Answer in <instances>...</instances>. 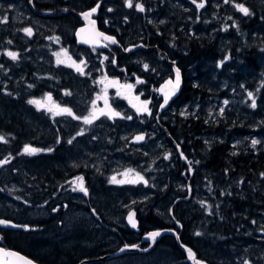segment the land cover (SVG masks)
I'll list each match as a JSON object with an SVG mask.
<instances>
[{"label":"rangeland","instance_id":"1","mask_svg":"<svg viewBox=\"0 0 264 264\" xmlns=\"http://www.w3.org/2000/svg\"><path fill=\"white\" fill-rule=\"evenodd\" d=\"M48 1L49 0H0V19L7 16L8 22L9 13L19 15L20 13H24V8L32 10L35 13L50 12L52 9L47 6L50 5ZM121 1H123V3L126 5L125 0ZM40 2L47 3V5L41 6ZM174 2H176V4H174ZM201 2H203L204 5L210 2L214 6V8H198L197 4ZM133 3H137V0H133ZM224 3L225 0H197V4H193L192 0L170 1L171 6L180 7V9L182 8V10L190 12V15H192L193 18L197 17V19L200 18L205 22L212 20L214 17H219L220 22L215 23L214 27H210V30H212V34H215L218 31H223L227 27V17L224 14V10H226L227 7L224 5ZM235 4L240 3L234 2V8H236ZM10 5L11 7H9ZM3 6L4 11L6 10L5 12L3 11ZM177 14L182 16L181 12H178ZM148 18V20L154 24L155 28H159L165 21V18L163 16H148ZM205 18L208 19L205 20ZM186 19L187 18H185V20ZM28 22L29 25H27V27L21 28V30H24L25 28H28L30 26H35V28L40 33L42 32L44 34L45 30L51 29V27L49 26L50 21L48 20L44 21L37 19L29 20ZM256 28L259 27L257 26ZM7 29V25L0 26L2 37V42L0 43V62H2L3 59L7 62V67L5 62L0 65V67H2V70L0 71V77L10 76L11 73H15L13 68L15 69L17 67L19 71L15 74H18V76H24L25 70L23 69V67L21 68V66H24L25 64L23 63V61H21L22 55L20 51L13 50L11 49V47H9L10 39H3V35ZM133 30L134 29L131 28V32H133ZM136 30L138 34H141L142 30L139 29V27H136ZM260 33L261 32H258L256 29L254 32H240L235 37L236 40L234 41V43L240 42L242 44L243 42H248L249 38L251 37V41L249 44L251 46H254V40L256 37H259ZM205 34L208 35L210 33L208 32ZM45 37L46 39L49 38V36ZM53 38L55 37L53 35H50L49 39ZM221 39H223V41H226L225 39L228 38L223 37ZM209 40L212 41L213 39ZM221 47H219L220 50L222 48V50H224V47ZM259 48L262 49L263 45H260ZM9 52L16 53L17 58L13 59L12 57H10L8 55ZM62 54V52H59L53 56H48L45 62L52 65H58L62 62V60L60 59ZM227 60V52L218 60L213 59L211 61H208V59H206L205 63L202 64L201 71L203 72V75H205L209 69L213 68L211 72V79L207 82L208 84H210L211 90H214L216 92V90L220 88L222 89L223 85H225L228 91H232V89L227 85L225 76H222L220 78V82L218 84H216L215 82L219 80V78L217 77L218 72L222 73V71H225L226 66L224 67L223 64H231L228 67L230 69L227 71L228 74H232L231 71L235 72L236 70H238L240 74L243 75L245 82L252 83L248 86H245L244 90L239 94L240 97H245V101L242 102V99H240V97H236L234 91L231 94L232 97L231 95H228V97L226 98L221 96H214V101L212 98L210 99V103L206 102L204 99L202 100V102H200L196 94L193 104L187 102L182 103L181 105H179V107L171 112V116L181 117L182 120H186L189 117L196 119L199 114H202L205 120H207V125L210 127L215 126V122L225 119L232 121L231 124L239 128H242V126L247 127L249 125L248 122L254 120V118L251 117L252 114L255 111L259 110L258 100H260L262 96L261 90H264V72H250L248 70L241 71V63L245 61V59L238 58V60H235L236 64L237 61H239V64H237L236 68L233 67V65H235L234 61H232L231 63H227ZM258 60H261L260 62H263L262 64L264 65V55H258ZM31 66L34 68V73L39 79L46 80V78L50 77L57 79V73L54 67L43 68L42 63ZM77 68L78 67H76L74 70L77 76H83L84 71L82 70L80 72H77ZM258 80L260 82H258ZM194 81H197V78H195ZM25 83H27V88H32L29 82ZM240 85H243V82H241ZM8 86L9 83H7V90H5L6 93L13 92L11 89H9ZM40 88L45 89L46 85H41ZM238 89H241V86H239ZM21 92L25 93L26 91L21 90ZM250 92L253 93V97H249L248 93ZM26 97L27 99H29V101L40 102V105L42 106H38L37 104L32 103L36 106L37 110L43 111L48 107H53V102L47 95L38 97L34 94H29ZM215 98H217V100ZM253 98L256 100L255 108L251 106V101ZM225 101H227V103H225ZM69 109H71L72 114H68V121L62 123L63 128L57 127L55 135H53V133L50 131V120L47 119L48 115H53V117L55 116V112L53 110H46L49 112L44 114L43 120L46 122V124H48L47 128L40 125L36 121V123H33L34 126L32 132L34 133V135L37 134L35 137H39L41 135L52 136L50 141L47 140L45 144L43 143V145H46L47 147L44 150L49 152V155L51 156V158L47 159V162L51 163H46L52 165L51 171H49L48 173H42L40 169L35 167L37 165H27L29 164L30 160L24 159L29 156H23L19 158L18 163L20 161H24L20 162L19 164L17 163V165L14 164L16 166L11 167L13 163H10L9 154L5 152V150L3 151L2 155L0 156V160L7 159L8 163L0 164V212L6 214V212L9 211L8 214H12L14 219L18 221L23 220V223L26 224L27 221H25V219L33 220L32 218L37 219L40 217L55 218L59 213V208L62 207L61 212L65 211V227H63L62 230L60 228L56 229V232L50 231V234L46 233L42 240L44 241L45 238H48V240L56 241L57 236H60V234L67 235V233L71 232H73L77 236H79L80 233L84 231L85 233L87 231V233L95 234L98 239L95 240V243L91 247L95 246L96 251L90 255L91 258H87L90 262L93 263L170 264L171 262V264H189L187 254L182 252L178 253V251L167 242L160 243L151 251L148 250L145 253L135 251L133 249L121 251V249H123L125 245L132 244V239H134L135 236L132 235L131 237L130 235H128V237L126 236L125 239L124 236L116 231V228H113L116 225L120 228H124L127 225V223H125V217L128 212L133 210L134 217L136 218L137 222L139 221V223L137 224L138 230L136 232L137 234H139V237L144 236V241L148 242L149 240H147V238L150 237V235H147L150 234L149 232L154 233L155 231L157 232L164 230H150L151 227H148L147 225H145V223H142V219L139 218L147 217V210H149L165 221H170L172 216V218H174L173 221L178 223L181 227V235H184L182 233L187 232L188 236L189 229L185 231V226H188V228L189 226H191L192 230H190V232L192 233L193 238L192 244L195 248H197V218L195 219V217H197L198 215L197 208L208 210L210 202L208 199L202 196L197 199V192L198 195H205V191L202 189V183L197 187V166L196 178L194 180V184L190 187L191 191L187 190V182L181 176L178 177L177 175L172 174L173 171H176L174 168V151H176V149L175 146H173V141L174 144L181 145L179 142H182L184 140V131L179 128V130L176 131V134H173L172 138L167 139L166 134L159 133L158 135H156L154 129L149 134L147 142L142 147L137 148L128 143V139L132 137V132L134 130L131 125L135 121L129 122L120 119L123 122L119 123V127H117L118 132L116 131V129L115 132H112V127L110 126L102 125L99 128H97V124H95L94 126L93 122L95 120H93V122L91 123L94 127H89L88 124L85 123L77 113H75V110H78L79 108H75V106H72V108ZM84 111L85 110H83V112ZM192 111L194 112V114ZM91 112L92 111L90 110V114ZM114 115H116V113H114ZM171 116L167 117L169 121H172ZM260 116L264 118V106L261 109ZM76 117H80V119H77ZM126 118H128V116ZM144 118L147 119L146 117ZM235 120L237 121L236 123ZM174 125L175 124H172V126ZM152 128H154V126H152ZM20 130L23 132V135L31 133L25 131V129L23 128H21ZM260 137L264 139V134H261ZM260 137H258L254 132L253 140H256L258 141V143H260L262 141ZM180 138L183 140H181ZM203 138L205 140L211 139L212 142L218 141L216 143H220L219 137H213V133L204 134ZM69 141H71V143H69ZM1 142L2 141H0V150L4 149V146L1 145ZM36 143L37 142H35V144ZM30 147L37 150L35 151V155L43 154V152H45L42 148H33V145H31ZM167 148L171 150V152L168 153V157L165 154ZM206 150L207 147H205V150L201 152L202 156H205ZM195 155L197 157V150H195ZM57 161L62 162L63 166L58 165ZM39 165L42 166V163ZM17 170L21 171L19 176L17 175ZM199 170L203 171V165L199 167ZM65 171L73 176L78 175L80 177H78L76 180L71 179L67 181L68 183L66 184V186H64L65 182L59 181L57 177L61 176ZM113 177L116 178V181L121 182H113ZM140 177H143V179L147 180L151 184V189H146V186L143 182H141ZM79 178H82V181ZM229 179L230 178L225 179L226 185L224 186L231 185L233 186V190L229 192V189L227 191L221 188L220 192H223L222 194L219 192L221 197L229 198V194H235L233 197L228 199L230 200L229 202H232L233 198L240 200L241 198H243V196H245V192H239L238 190L236 192L235 190L237 189V185L229 181ZM46 180H50V183L55 181V185L57 187L54 188L53 191L50 192V195L45 199L44 195H34L37 194L40 189L48 190L50 186L46 182ZM83 181V186L87 189V194L79 190V186L81 182L83 183ZM130 182H138L135 185H138V187L143 190H141L140 192L134 191L136 188H134V184ZM139 182L141 183V185ZM50 197L54 200H58V203H49ZM71 203L77 204L79 206H69L71 205ZM225 207H228L227 201H225ZM169 221H167V223H169ZM140 229L141 233H139ZM39 230L43 229L39 228ZM48 230L50 229L48 228ZM176 233L179 237L178 232ZM42 234L44 233L41 232L40 235ZM161 236L162 235H158L154 240L151 239V244L152 242L155 243ZM236 236H240V234L237 233ZM120 241L121 243H119ZM123 241L126 242L123 243ZM214 242L215 239L211 238L210 243L214 244ZM233 244L234 245L230 255L239 252V250L242 248V245H250L246 242L245 239H241V237L239 239H236L235 243ZM86 245L88 246V244ZM118 245L119 247H116ZM150 246L151 245L146 248H150ZM110 248H114L115 250L113 249V251L101 253L104 250H108ZM216 251L218 250L216 249ZM259 253H262V250H260ZM133 254L134 256H132ZM180 258L181 261L179 260ZM244 264L249 263L246 262ZM262 264H264V260Z\"/></svg>","mask_w":264,"mask_h":264},{"label":"trees","instance_id":"2","mask_svg":"<svg viewBox=\"0 0 264 264\" xmlns=\"http://www.w3.org/2000/svg\"><path fill=\"white\" fill-rule=\"evenodd\" d=\"M139 1L143 4L146 2V0ZM234 2H239L248 8L249 14L245 15L237 8H234ZM174 4H176V2H174ZM45 5H47V3H41V6ZM224 5L227 7V9L224 10V14L227 17V28L223 31H219L215 34L211 33L210 27H214L215 23L220 22L219 17H214L208 22L198 18L197 23L190 25V30H188V21H186V27L184 28L183 33L178 35H173V32L168 33L166 31L164 32L165 34H162V36H156L153 34V40L155 43L161 45L160 50H163L162 46L166 45L168 47L166 53L169 54L172 59L178 60V65L183 67V70H185V74L187 75L183 84L184 86H182V89L179 93L180 98L178 101H181L182 97H186L190 91L196 92L200 102H202L204 99L209 103L211 101L210 99H212L210 98V95L216 97H225L226 95L228 96L232 94V91L228 92L225 85L222 89L216 90V92L211 90L210 84L207 82L211 79L212 69H209L205 75H203L201 71L202 64L205 63L206 59H208V61L213 59L218 60L226 53V51H228L227 63H231L232 61L235 63V60H238V58L245 59V61H243L241 64V71L248 70L250 72H264V65L262 64L263 62L258 60V55H264V0H229V2L224 3ZM169 6V13L173 14L175 10H177L175 8L177 6H171L170 2ZM204 8L213 9L214 6L208 2L206 5H204ZM144 16L145 15H143V18ZM207 19L208 18H205V20ZM18 22L22 23L23 26L28 25L26 21H19L16 18H12V20L9 22L7 29L8 37L14 40V47L18 46L16 39L18 38V29L21 28L18 26ZM0 26H3V23H1ZM257 26L259 28H256ZM134 27H138L137 24H135ZM194 29L197 31H194ZM255 29L261 33L259 34V37L255 38L254 46L249 44L251 37L249 38L248 42H244L242 44L239 42L241 46L239 43H234L236 40L235 37L240 32H251L255 31ZM208 32L214 37L212 41L207 39L205 35V33ZM223 37L228 39L223 41V39H221ZM4 38H7L5 33L3 35V39ZM1 42L2 37L0 31V43ZM218 44H220V47H224V50H222V47L220 50V48L217 47ZM260 45H263L262 49H259ZM4 62L6 63L7 67V62L4 61V59L2 62H0V65H2ZM237 64H239L238 61ZM237 64L235 63L233 67L236 68ZM224 65L230 64L225 63ZM23 69L28 76H32L34 68L30 64H25ZM1 70L2 67H0V71ZM71 76H73V73H71L70 77ZM233 76L237 79H240L241 77L244 78L241 76L238 70L235 72L233 71ZM70 77L65 75L57 77L56 86L60 91L65 89V94L68 95V102H71L73 105H79L80 97L78 96V89L74 84L76 83L78 85L77 78L74 77L73 83V80H71ZM22 78L23 76H18V74L16 77H0V136L4 137V141L1 142V145L4 146V149L0 150V156L5 150V152L9 154L10 163H13L11 167L17 165L19 158L23 156H29L24 159L30 160L29 164L27 165H37L35 167L40 169L42 173L46 174L51 171L52 165L46 164L51 163L47 162V159L51 158V156L49 155V152L44 150L47 147L46 145H43V143L45 144L47 140L50 141L52 136L41 135L39 137H35L37 134L34 135L32 130L34 126L33 123L35 121L47 128L48 124H46V122L43 120L44 114H46L47 111L37 110L35 105L29 103V99H27L26 96L29 94L44 96L48 91L45 90L46 88L44 90L40 88V86L43 85L42 83L44 80L34 77L31 83V78L25 81ZM192 78H197V81L191 83L190 81H192ZM25 82H29L32 88H27V83ZM7 83H9V89H11L14 93H6L5 90H7ZM246 83L247 85L252 84L248 82ZM69 86H72V90L70 92L67 90ZM21 90H25L26 92L22 93ZM258 104L259 108L262 109L264 106V94L261 96V99L258 100ZM252 115L253 116L250 114L254 120L249 121V125L247 127L242 126V129L237 126L234 127V125L231 124L232 121L228 119L217 121L215 122V126L210 127L207 125V120H205L202 114H199L195 120L190 117V119L187 121L180 120V123L183 122L180 125V129L185 132L184 136L186 140H184V143L187 144V142L190 141H194L195 144L198 143L197 157L201 159V164L197 165V187L202 183V189L205 191V195H198L197 192V199L202 196L208 199L210 202L208 210L197 208L198 215L195 217V219L197 218V254L208 255V253L215 252L212 260L203 257V260L209 264H244L246 262L249 264H262L264 260V139L260 137L261 134H264V118L257 113H253ZM47 119L50 120L51 117L49 116ZM236 122L237 121L235 120V123ZM49 125L51 127L50 131L53 133V135H55L56 129L58 127L56 121L50 120ZM21 128L31 133L23 135V132L20 130ZM211 132L213 133V137H219L220 143H216L218 141L212 142L211 139H203L204 134ZM254 132L262 140L260 143H256L255 145L252 143V134H254ZM35 142L37 143L35 144ZM26 145H33V148H42L45 152H43V154L37 155H35L36 152L34 154L26 153L23 151ZM205 147H207V150L205 151V156H202L201 152L205 150ZM41 163L42 166L39 165ZM57 163L58 165L63 166L62 162L57 161ZM202 165L203 171L199 170V167ZM17 171V175L19 176L21 171ZM60 177L61 176L57 177L59 181H61ZM227 178H232L233 183L237 185V189L235 190L236 192L237 190L239 192H245V196H243L241 200L233 198V201L229 202L230 200L228 199L233 197L235 194H229V198L221 197L219 193L221 188L227 191L229 189V192L233 190V186L231 185L224 186L226 185L225 179ZM55 181L50 183V180H46V182L52 188L57 187L55 185ZM50 192L52 191L40 189V191L34 195H44L45 199L50 195ZM52 200L53 199L50 197L49 201L51 202ZM56 201L58 200H55L54 202ZM225 201L228 202V207H225ZM72 205L73 203H71L70 206ZM61 209L62 207L59 208L58 215L53 219L52 217H50L48 220L45 217H40L37 219L32 218L33 220L25 219V221H27L26 225L23 223V220L18 221L14 219L12 214H8L9 211L6 212V214L0 212V217L4 216L3 218L10 219L20 225L17 230H9L0 227V245H3L6 248L17 250L40 264H80L84 260L86 261L82 262V264H97L90 262L89 259H87L96 251L95 246L91 247L95 243V240L98 239L95 234L85 233L84 231L81 232L79 236H77L71 232L67 233V235L60 234V236H57L56 241L48 240V238H45L44 241L42 240L46 233L50 234L51 232H56V229L58 228L62 230V228L65 227V211L61 212ZM147 213L148 216L147 218L145 217L146 219L151 221L155 219L151 211L147 210ZM156 223H158L155 224L157 226L162 222L157 221ZM38 227L43 230H39ZM48 228L50 230H48ZM113 228H116V231L124 236L125 239L126 236L128 237V235L132 237L133 232L128 230L127 227L120 228L116 225ZM187 230L189 232V236H187V232H184L182 233L184 235H181V229L176 227V232L179 233L178 239L183 245H189L193 240L192 233L190 232V230H192L191 226H189V228L188 226H185V231ZM41 232L44 234L40 235ZM237 233H239L240 236H236ZM165 237L166 239L169 238L171 245L177 247L175 239L172 236L168 235ZM240 237L241 239H245L250 245L244 244L242 245V248L239 250V252L230 255L234 245L233 243H235V240L239 239ZM211 238L215 239L214 244L210 243ZM54 241L56 242V245ZM125 242L126 241H123V243ZM86 244H88V246ZM216 249L218 251H216ZM260 250H262V253H259ZM110 251H113V248L104 250L101 253ZM216 256H219V258L215 260Z\"/></svg>","mask_w":264,"mask_h":264},{"label":"flooded vegetation","instance_id":"3","mask_svg":"<svg viewBox=\"0 0 264 264\" xmlns=\"http://www.w3.org/2000/svg\"><path fill=\"white\" fill-rule=\"evenodd\" d=\"M170 1L146 0L144 4L142 3L145 10L140 11L135 6L129 8L127 4L125 5L121 0H49L48 2L50 5L47 6L52 9L50 12L35 13L32 10L24 8V13H20L19 15L9 13V21L6 24L3 23V26H9V22L12 18H16L19 21H26L28 25L29 20L38 19L50 21L49 26L51 29L45 30L44 34L42 32L40 33L35 26L28 27L32 30L31 35H28L27 33L25 34L24 30H21V28L27 27V25L23 26L22 23L18 22L17 24L21 28L18 29L17 33V47L13 46L14 40L8 37V32L6 30L5 36H7V39H10L9 47L13 50L20 51L22 55L21 61H23L24 64L36 65L42 63L43 68L54 67L57 77L63 75L70 77L73 72L74 76L70 77V79L73 80V83L74 77L77 78L78 85L76 83L74 84L78 89V96L80 97L79 105H73L71 102L67 101L68 95L65 94V89L63 91L57 89L56 78H46L42 83L43 85H46L45 90L48 91L46 92V95L50 97L53 102V107L45 109H51L55 112L54 117L53 115H48V117H51L50 120L56 121L57 126L63 128L62 123L67 122L69 116L67 113H56H59L61 109H69L72 108V106H75V108H79L78 110H75V113H77L82 119L84 117H90L91 114L95 113L97 118L93 122V125L97 124V128L102 125L110 126L112 127V132H115V129L118 132L117 127H119V123L123 122L122 120L129 122L135 121L131 125L134 128L132 137L130 136L131 138L128 139V143L133 147H142L147 142L149 134L154 129L156 135L163 133L166 134L167 139L172 138L173 134H176V131L180 128V120L182 121V119L181 117L171 116V112L184 102H194L196 92L190 91L188 94L186 93V97H182L183 100L181 99V101H178L180 98L179 93L182 86H184L183 84L187 75L185 74L183 67L178 65V60L172 59V57L166 53L168 49L166 45L162 46L164 52L163 50H160L161 45L155 43L153 40V34L156 36H162L166 31L168 33L173 32V35H178L183 33L184 28L186 27V21H188V30H190V25L197 23V17L193 18L190 15V12H186V10H182V8L180 9V7H175L177 10H175L173 14L169 13L170 6L168 3ZM41 3L42 2H40V5ZM137 3L141 2L137 0ZM137 3H133V5ZM93 8H96V11L90 16L85 17L84 14L91 12ZM109 9H111V11H109ZM178 12H181L182 16L178 15ZM143 15H145L144 18ZM148 16H163L165 21L159 28H155L154 24L148 20ZM185 18L187 19L185 20ZM135 24H137L139 29L142 30H140L141 34L137 33V30L134 27ZM83 26H88L90 30L86 35L83 34L85 36L80 42H78L75 35L78 30L83 28ZM131 28L134 29L133 32H131ZM194 31L197 30L194 29ZM50 35H53L55 38L49 39ZM45 36H49V38L46 39ZM106 37L114 38L115 42L106 39ZM219 45L220 44H218L217 47H220ZM59 52L63 53L60 57L62 60L61 63L58 65H52L45 62L48 56H53ZM145 65H147V68H145ZM230 65L223 64V66H226L225 71H222V73L218 72L219 80L215 82L218 84L220 78L225 76L228 87L233 89L234 93L236 92V97L239 98V94L244 90L245 86L248 85L244 81V78L236 80L237 78L233 76V71H231L232 74L227 73V71L230 70L228 68ZM22 67L23 65L21 68ZM76 67H79L84 71L83 76H77L74 71ZM177 69H179V74L182 80L179 92L176 96L172 97L167 104H163V97L159 92V87L161 84L168 81L173 82ZM13 70L15 73L19 71L18 67L15 69L13 68ZM15 73H11L10 76L16 77L17 74ZM34 77L38 78L34 71L32 72V76H28L25 72L22 79L25 81L31 78L32 83ZM194 79L195 78H192V81L190 82H196ZM239 82H243V85H240ZM128 85H131L132 87H127ZM239 86H241V89L238 90L237 87ZM67 90L70 92L72 86H69ZM263 94L264 90H261V95ZM37 96L39 97V95ZM226 97L227 95L224 98ZM244 98L245 97L243 96L240 97L242 102L245 101ZM145 102H147L146 106L148 111H138V109L145 106ZM162 104L163 107H161ZM83 110H85L84 113ZM90 110L92 111L91 114ZM101 112L104 114H101ZM114 113H116V115H114ZM254 113L261 115V109L259 108V110ZM127 116L131 117V119L126 118ZM168 116L172 117V121L167 119ZM189 119L190 118H187L186 120ZM172 124L175 125L172 126ZM93 125L88 124L89 127H94ZM152 126H154V128H152ZM138 136H143L144 139L135 141ZM183 139L186 140L184 135ZM184 140L182 142L180 141L181 143L179 142L181 145H176L173 141V146H175L176 151H174L175 164H172H174L176 171H173L172 174L177 175L178 177L181 176L187 182V190L191 191L190 187L194 184L196 178V166L201 164V159L195 155L198 143L195 144L193 141L185 144ZM170 152L171 150L167 148V151H165L167 157ZM78 177L80 176H73L65 171L62 173L60 180L61 182H65L64 186H66L68 183L67 181L71 179L76 180ZM145 181L147 183H145ZM229 181L233 182V179L230 178ZM141 182L144 183L146 189H151V184L147 180L143 179ZM136 183L138 182L132 183L134 184V188H136L134 191L140 192L143 190L140 189L138 185H135ZM54 188L55 187H49L48 191H53ZM54 201L55 200L53 199L51 202ZM55 203H58V201L53 204ZM75 205L77 204H73V206ZM153 215L155 219L152 221L146 219L147 217L145 219H139H142V222L145 223V225L151 227L150 230L164 229L163 231H169V234H162L155 243L152 242L151 244V237L147 238V240H149L148 242H144V236L139 237V234H137L135 230H132L127 226L128 229L133 232L132 235L135 236V238L132 239V244L127 245H136L137 247L135 248H138L139 250H145L146 247L151 245L149 248V251H151L160 243L167 242L170 244L169 238L166 239L165 237L169 235L175 239L178 248L174 245L172 246L178 251V253H180V251L185 253L179 247L175 237V235L177 236L176 227L180 229L181 227L178 223L173 221L174 218L171 216V220H167L169 221V223H167V221L159 218L154 213ZM48 219L49 218H47V220ZM157 221L162 223H159L160 225L156 226L155 224H158L156 223ZM139 233H141V229ZM147 236H149V234ZM192 243L193 240L189 245L185 246L190 247L196 254V257L201 259H204L203 257H205L212 260L215 252L208 253V255L199 254V256L197 254V248H195ZM116 247H119V245ZM218 258L219 256H216L215 260Z\"/></svg>","mask_w":264,"mask_h":264},{"label":"water","instance_id":"4","mask_svg":"<svg viewBox=\"0 0 264 264\" xmlns=\"http://www.w3.org/2000/svg\"><path fill=\"white\" fill-rule=\"evenodd\" d=\"M89 30L90 29L88 28V26H83L82 29L77 31L75 37H77L78 42L81 41L82 36H80V35L87 34ZM83 31H85V32L83 33ZM175 81H176V75H175L174 81L171 84L164 83V84H161V86L159 87V92L163 97V102H162L163 104H165V102H164L165 93H173L170 95L168 102L172 97H174L178 94L180 86H181V81H182L181 77H180V84H179L178 89L173 88ZM161 89H163V91H161ZM135 141H138V140L136 139ZM130 214H132V219L135 222V227H133V224L129 221V215ZM0 220H4V221L9 222L7 224H0L1 228L9 229V230H17L20 227V225L18 223L14 222L10 219L0 217ZM125 221H126V223L130 229L135 230V231L138 230L137 229L138 222H137L136 218L134 217V211L133 210L128 212ZM168 232L169 231L154 232V233H159V235H162V234L168 233ZM175 237H176V239H178L176 235H175ZM177 242L179 243L180 247L184 251L186 250L185 252L187 253L189 264H209L205 260L196 257V254L194 253V251L190 247L181 244L178 240H177ZM124 247H123L124 250L133 249L135 251H140V252H143V251L145 252V251L149 250V248L145 249V250H139L138 248L131 247V246H129L127 248H124ZM189 249L191 250V255L189 254ZM84 261H86V260H84ZM84 261H82V262H84ZM29 262H30V264H40V263L36 262L35 260L31 259L30 257L24 255L23 253H21L17 250H14L11 248H5L3 245H0V264H29ZM82 262L80 264H82Z\"/></svg>","mask_w":264,"mask_h":264},{"label":"snow or ice","instance_id":"5","mask_svg":"<svg viewBox=\"0 0 264 264\" xmlns=\"http://www.w3.org/2000/svg\"><path fill=\"white\" fill-rule=\"evenodd\" d=\"M125 2H126L127 6L129 8L135 6L140 11H144L145 10L144 9V5L142 3H137V4L133 5V0H125ZM228 2H229V0H225V3H228ZM192 3L193 4H197V0H192ZM9 7H11V5ZM197 7L198 8L204 7V3L201 2V3L197 4ZM235 7L240 12L244 13L245 15H248L249 14V9L246 8L243 4H235ZM95 11H96V8H93L91 10V12L85 13L84 15H85V17H88L92 13H94ZM109 11H111V9H109ZM7 19H8L7 16L3 17L2 19H0V23H6L7 22ZM24 32H26L28 35H31L32 34V30L30 28H25L24 29ZM106 39L111 40L112 42H115L114 38H112V37H106ZM8 55L10 57H12L13 59H16L17 58V54L14 53V52H9ZM58 62H60V61H58ZM145 68H147V65H145ZM77 70L78 71H82V69H80L79 67L77 68ZM138 82H140V81H138ZM166 83L171 84L172 82L171 81H168ZM179 84H180V74H179V69H177L176 70V81H175V84L173 85V88L174 89H178L179 88ZM127 87H132V86L131 85H128ZM161 91H163V89H161ZM171 94H173V93H165V97H164L165 104L168 102V99L170 98V95ZM248 95H249V97H253V93H251V92L248 93ZM49 99H50V97H49ZM29 103H33V104H37L38 106H42V105H40V102H38V101H29ZM225 103H227V101H225ZM146 105H147V102H145V106L143 108H141V109H138V111H148ZM251 106L253 108L256 107V100L254 98L251 101ZM161 107H163V105H161ZM49 111H51V109H49ZM221 111H223V110H221ZM63 113H67L69 115L72 114L71 109H67V108L61 109V111L59 113H56V114H63ZM101 114H104V113L101 112ZM117 115H118V113H117ZM76 118L77 119H80V117H76ZM96 118H97L96 114L93 113L90 117H84L83 119H84V122L85 123L91 124L93 122V120H95ZM128 118L131 119V117H128ZM136 139L139 141V140H143L144 137L143 136H138V137H136ZM0 141H4V137L3 136H0ZM69 143H71V141H69ZM252 143H253V145H255L256 143H258V141L253 140ZM24 151L26 153H34L37 150L36 149H32L30 146L26 145L25 148H24ZM5 163H8V160L7 159L0 160V164H5ZM79 179H81V181H82V178H79ZM112 179H113V182H117V183L121 182V181H116V178L115 177H113ZM140 180H143V177H140ZM145 183H146V181H145ZM79 190L80 191H83L85 194H87V189L84 188L82 182H81V184L79 186ZM129 221L133 224V227H135V222L132 219V214L129 215ZM7 223H9V222L8 221H4V220H0V224H7ZM149 235L154 240L155 237L159 235V233H150ZM127 247H129V246L128 245H125V248H127ZM131 247H137V246L136 245H132ZM121 251H124V249H121ZM189 254L191 255V250L190 249H189ZM29 264H30V262H29Z\"/></svg>","mask_w":264,"mask_h":264},{"label":"bare ground","instance_id":"6","mask_svg":"<svg viewBox=\"0 0 264 264\" xmlns=\"http://www.w3.org/2000/svg\"><path fill=\"white\" fill-rule=\"evenodd\" d=\"M53 1V0H52ZM251 1V0H250ZM263 1V0H262ZM169 4V3H168ZM161 9V8H160ZM251 14H252V12H251ZM235 17V16H234ZM258 17V16H257ZM237 19V18H236ZM244 19V18H243ZM247 19V18H246ZM245 19V20H246ZM232 20V19H231ZM260 20H261V18H260ZM243 21V20H242ZM263 21V20H262ZM201 22V21H200ZM228 23H230V22H228ZM234 23V22H233ZM206 24V23H205ZM227 26V25H226ZM256 26V25H255ZM249 27V26H248ZM227 28V27H226ZM242 28V27H241ZM253 28V27H252ZM262 28H263V26H262ZM236 29H238V28H236ZM212 31V30H211ZM246 31V30H245ZM85 32V31H84ZM219 32V31H218ZM235 32V31H234ZM237 32H239V31H237ZM244 32V31H243ZM259 32V31H258ZM233 33V32H232ZM193 35V34H192ZM206 35V34H205ZM173 36V35H172ZM144 37V36H143ZM193 37V36H192ZM205 37V36H204ZM206 37L208 38V39H214V37H213V35L210 33V34H208V35H206ZM174 38V37H173ZM146 39V38H145ZM246 39V38H245ZM143 40V39H142ZM217 40V39H216ZM243 40V39H242ZM215 42V41H214ZM228 42V41H227ZM243 42V41H242ZM237 43V42H236ZM244 43V42H243ZM217 44V43H216ZM147 45V44H146ZM239 45H240V43H239ZM241 46V45H240ZM243 47V46H242ZM260 47V46H259ZM239 48V47H238ZM248 48V47H247ZM237 49V48H236ZM258 49V48H257ZM256 49V50H257ZM259 49H261V48H259ZM258 49V50H259ZM242 50V49H241ZM246 50V49H245ZM248 50V49H247ZM240 51V50H239ZM261 51H263V50H261ZM226 52H228V51H226ZM233 52V51H232ZM242 52H243V50H242ZM248 52V51H247ZM238 54V53H237ZM244 54V53H243ZM219 55V54H218ZM245 55V54H244ZM233 57V56H232ZM230 58V57H229ZM234 59V58H233ZM232 61V60H231ZM239 62V61H238ZM254 62V61H253ZM242 64V63H241ZM244 64H246V63H244ZM248 66V65H247ZM225 67V66H224ZM202 68V67H201ZM215 68V67H214ZM213 69V68H212ZM224 69V68H223ZM234 69V68H233ZM256 69V68H255ZM203 70V69H202ZM227 70V69H226ZM260 70V69H259ZM243 71V70H242ZM212 72V71H211ZM215 72V71H214ZM260 72V71H259ZM224 74V73H223ZM249 74V73H248ZM263 74V73H262ZM241 76H243V75H241ZM258 76V75H257ZM218 77V76H217ZM201 78V77H200ZM242 78V77H241ZM240 78V79H241ZM251 78V77H250ZM262 78V77H261ZM226 79V78H225ZM228 80V79H227ZM236 80H238V79H236ZM238 82V81H237ZM258 82H260L259 80H258ZM240 83V82H239ZM198 84V83H197ZM256 85V84H255ZM224 86V85H223ZM205 87V86H204ZM238 88V87H237ZM221 89V88H220ZM235 89V88H234ZM250 89H251V87H250ZM254 89V88H253ZM239 90V89H238ZM232 91H233V89H232ZM221 92V91H220ZM229 92V91H228ZM227 92V93H228ZM231 92V91H230ZM214 93V92H213ZM236 93V92H235ZM205 95V94H204ZM218 95V94H217ZM233 95H234V93H233ZM238 95V94H237ZM199 96V95H198ZM194 97V96H193ZM209 97V96H208ZM207 97V98H208ZM218 97V96H217ZM222 97V96H221ZM228 97V96H227ZM198 98V97H197ZM210 98H213V101H214V96H212V95H210ZM216 100H217V98H215ZM223 99V98H222ZM232 100V99H231ZM188 102V101H187ZM76 103V102H75ZM262 103V102H261ZM192 104H193V102H192ZM260 104V103H259ZM219 105H220V103H219ZM218 105V106H219ZM215 106V105H214ZM220 107V106H219ZM218 107V108H219ZM229 108V107H228ZM224 109V108H223ZM165 111V110H164ZM184 111V110H183ZM188 111V110H187ZM194 111V110H193ZM192 111V112H193ZM196 111V110H195ZM84 113V112H83ZM181 113H182V111H181ZM185 113V112H184ZM187 113V112H186ZM197 113V112H196ZM193 114H194V112H193ZM87 115V114H86ZM220 115V114H219ZM218 115V116H219ZM90 116V115H89ZM216 116V115H215ZM253 116V115H252ZM107 118V117H106ZM184 118V117H183ZM182 119V118H181ZM195 120V119H194ZM250 120V119H249ZM185 121H187V120H185ZM210 122V121H209ZM212 122V121H211ZM248 122V121H247ZM261 123V122H260ZM189 124V123H188ZM94 126H95V124H94ZM264 126V125H263ZM227 127V126H226ZM235 127V126H234ZM93 128V127H92ZM242 129V128H241ZM260 129H261V127H260ZM239 130V129H238ZM226 131V130H225ZM253 131V130H252ZM255 131V130H254ZM257 131V130H256ZM262 132V131H261ZM180 133V132H179ZM185 133V132H184ZM212 133V132H211ZM245 133V132H244ZM181 134V133H180ZM231 134H233V133H231ZM248 134V133H247ZM252 134V133H251ZM139 135V134H138ZM195 135V134H194ZM222 135V134H221ZM253 135V134H252ZM191 136V135H190ZM196 136V135H195ZM194 136V137H195ZM245 136V135H244ZM231 137V136H230ZM238 137V136H237ZM243 137V136H242ZM181 139V138H180ZM204 139V138H203ZM176 140H178V139H176ZM181 140H183V139H181ZM196 140V139H195ZM190 141V140H189ZM222 141V140H221ZM191 142V141H190ZM231 142V141H230ZM181 143V142H180ZM236 144V143H235ZM73 145V144H72ZM232 145V144H231ZM242 145V144H241ZM235 146H237V145H235ZM240 146V145H239ZM264 146V145H263ZM241 147V146H240ZM179 148V147H178ZM234 148V147H233ZM236 150V149H235ZM239 152V151H238ZM183 153V152H182ZM235 153V152H234ZM233 153V154H234ZM193 156H194V154H193ZM192 156V157H193ZM197 159V158H196ZM156 166V165H155ZM194 173V172H193ZM145 174V173H144ZM140 183V182H139ZM221 193V192H220ZM223 193V192H222ZM221 193V194H222ZM223 196V195H222ZM231 197V196H230ZM241 197V196H240ZM145 200V199H144ZM241 200V199H240ZM149 202V201H148ZM146 207V206H145ZM156 207V206H155ZM168 208V207H167ZM255 210V209H254ZM262 211V210H261ZM138 212H140V211H138ZM176 212V211H175ZM237 213V212H236ZM140 214V213H139ZM148 214V213H147ZM141 215V214H140ZM205 215V214H204ZM139 217V216H138ZM243 217V216H242ZM11 218V217H10ZM251 218V217H250ZM254 218V217H253ZM242 221V220H241ZM229 222H231V221H229ZM234 222V221H233ZM243 223V222H242ZM253 223V222H252ZM227 224V223H226ZM26 225V224H25ZM126 225V224H125ZM233 225V224H232ZM126 227H127V225H126ZM146 229V228H145ZM201 229V228H200ZM22 231V230H21ZM163 231V230H162ZM86 233H87V231H86ZM175 233V232H174ZM195 235V234H194ZM201 235V234H200ZM145 242V241H144ZM99 247V246H98ZM6 248V247H5ZM150 250V249H149ZM136 254V253H135ZM139 255V254H138ZM130 256V255H129ZM132 256H134V254L132 255ZM95 258V257H94ZM115 259V258H114ZM117 259V258H116ZM183 259V258H182ZM101 260V259H100ZM105 260V259H104ZM109 260H110V258H109ZM180 261H181V258L179 259ZM180 261H178V262H180ZM183 261V260H182ZM101 262V261H100ZM156 262V261H155ZM153 263V262H152ZM170 264H171V262H170ZM213 264V263H212Z\"/></svg>","mask_w":264,"mask_h":264}]
</instances>
